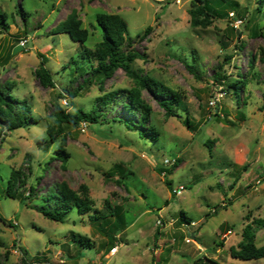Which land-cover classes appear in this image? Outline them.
<instances>
[{"label": "rangeland", "instance_id": "1", "mask_svg": "<svg viewBox=\"0 0 264 264\" xmlns=\"http://www.w3.org/2000/svg\"><path fill=\"white\" fill-rule=\"evenodd\" d=\"M235 1L241 9L228 19L199 15L194 25L196 0H0V88L27 100L33 116L13 131L0 119V264H264L232 256L247 224L264 220V0ZM105 15L128 25L121 50L141 56L132 70L181 96L174 117L159 105L164 97L123 69L94 82L97 62L81 52L98 49ZM69 17L89 32L83 47L58 33ZM41 65L54 87L37 78ZM233 81L242 82L238 96L227 92ZM136 88L145 123L125 107ZM57 105L73 115L99 105L102 117L59 125ZM128 118L139 127L128 128ZM14 171L27 183L20 193L35 188L25 204L3 196ZM61 186L88 197L93 210L47 219L40 208ZM111 208L124 221L114 243V219H102ZM256 244L264 245V228Z\"/></svg>", "mask_w": 264, "mask_h": 264}, {"label": "trees", "instance_id": "2", "mask_svg": "<svg viewBox=\"0 0 264 264\" xmlns=\"http://www.w3.org/2000/svg\"><path fill=\"white\" fill-rule=\"evenodd\" d=\"M194 3V10L191 11L193 16V24L199 23L198 16L204 15L206 19H223L229 18V13L238 12L241 9V5L235 0H196ZM264 15V10L261 8L257 10ZM0 17H6L0 10ZM99 24L103 29V40L99 44L97 50L93 51L87 47H83L89 38V32L81 28V23L77 21L74 17H69L59 28L58 33L67 34L71 40L75 43H79L83 47L81 56L89 61L97 62V66L94 68L93 75L95 76V81L98 85L103 86L105 82L110 79L115 72L119 69L125 70V72L131 75L137 80V84L143 89H151L157 96L164 97L159 102V105L166 111L167 117H174L175 106L183 107L181 102L182 98L179 94L165 86L163 83L158 82L152 78H141L138 76L131 68L133 62L140 58V54L137 52H127L122 51L121 47L125 43L126 36L128 35V25L127 23L118 15H105L99 17ZM152 30V27H148L145 34H148ZM36 76L42 85L46 87H54V82L52 75L48 69L43 65L40 66L36 72ZM226 76H217L216 81H224L226 83ZM93 80L88 82L91 85ZM222 82V81H221ZM84 83H87L85 81ZM242 82L233 81L228 84L229 89H233L234 93L238 96L240 92ZM222 85V83H221ZM11 89V88H8ZM127 102L125 107L129 112L140 113L142 123H145L149 119L148 108L141 99V90L136 88L129 92L127 96ZM106 101V99H105ZM108 101V100H107ZM107 103V102H105ZM100 106L97 105L90 112H85L79 110L77 114H67L60 106H56L53 112V116L56 118L59 125H70L78 127L82 122L89 124H98L102 117ZM0 119L8 128L9 131L15 129L23 128L29 126L30 122L33 120L32 108L27 100H19L13 98L11 93L7 90L0 88ZM126 125L128 128L131 127L129 123H132L135 128H138V124L134 122L131 118L127 119ZM187 127L192 128V124L187 118ZM150 137H154L153 135ZM210 144L211 147L214 141L206 142V145ZM63 158V155L60 156ZM177 167V166H175ZM170 169V173L173 169ZM244 170H247L244 167ZM162 169L160 173H162ZM169 173V171H167ZM165 182H167L165 180ZM27 183L22 178V173L20 171L12 172V176L3 190V196L11 198L14 200H19L22 204L30 200V197L35 195V188L32 186L29 188V197H25L24 194L20 193L19 189L25 187ZM76 210L80 215H86L93 210V203L88 197H81L78 194L68 190L65 186H61L57 190L51 192V194L45 197V204L40 208L42 214L49 220L55 222H63L67 216ZM114 219L113 223H109L110 226L109 238L111 243H114L118 233V227L121 225L124 227L123 215H121V210L119 208H111L108 215H102L103 220ZM115 227L114 232L112 228ZM264 228V220L253 219L243 231V241L240 244V250H232V256L234 258H239L243 260H258L264 259V245L257 246L256 244V233L258 229ZM125 229L121 230L123 233ZM81 244V246H88V242L85 239L75 240ZM83 255L80 254L79 257Z\"/></svg>", "mask_w": 264, "mask_h": 264}, {"label": "built area", "instance_id": "3", "mask_svg": "<svg viewBox=\"0 0 264 264\" xmlns=\"http://www.w3.org/2000/svg\"><path fill=\"white\" fill-rule=\"evenodd\" d=\"M167 164H170V162L167 161ZM163 175L166 176V175H167V172L164 171ZM184 190H185V187H184V186H179V187H178L176 190H174L173 192H174L175 195H181V194L183 193Z\"/></svg>", "mask_w": 264, "mask_h": 264}, {"label": "water", "instance_id": "4", "mask_svg": "<svg viewBox=\"0 0 264 264\" xmlns=\"http://www.w3.org/2000/svg\"><path fill=\"white\" fill-rule=\"evenodd\" d=\"M22 49V46H17L15 49H14V54H16L18 51H20ZM1 220V219H0Z\"/></svg>", "mask_w": 264, "mask_h": 264}]
</instances>
